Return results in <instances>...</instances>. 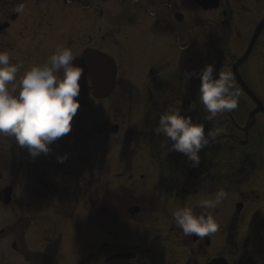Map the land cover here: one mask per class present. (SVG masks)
<instances>
[{
	"label": "flooded vegetation",
	"instance_id": "1",
	"mask_svg": "<svg viewBox=\"0 0 264 264\" xmlns=\"http://www.w3.org/2000/svg\"><path fill=\"white\" fill-rule=\"evenodd\" d=\"M108 1L110 0H14V2H17L15 6L19 4L25 5L24 12L16 13L13 11V13H10L11 21L5 19L0 24V32L12 28L11 37L14 38L17 47L14 50L12 45H6L4 44L5 41L2 40L0 41V51H5V49L14 50L15 58L19 57V59H22L23 65L25 60L33 59L34 56L39 57L45 51L53 50L55 46L71 47L77 57L75 63L78 65H82L85 62L83 51L86 48L107 51L113 54L119 67L115 93L116 91L124 92L123 90L126 88L121 81V79H127L126 72L124 73L120 69V62L128 61V57L122 56L119 58L113 49L122 48L127 42L126 38L128 36L134 40L133 44L137 42L139 44H148L149 46L155 44L152 43L153 40H145V36L138 40L136 35L139 33H152V35L156 36L164 34L169 37L167 40L160 42L171 43L181 49L197 46L198 44L203 45L206 49H212L214 53L212 55H215V59L232 74L234 63L247 49L246 47L242 53L238 52L233 55V61L226 62L227 56L223 54L222 44L219 43V47L210 45L211 36H209L208 26H203L201 32H199L201 33L200 41H197L199 33L196 31L186 41V45L183 47L178 46L176 44L177 40L182 39L183 32L187 33V26L179 27L180 25L176 26L175 24L176 21H180L176 13H183V21L188 14L187 9L189 8L182 3V0H162L166 9H163V12L154 14L150 26L146 27V29L142 27L140 32L134 31L136 27H139L137 26V20L140 19L136 18L138 9L136 11L134 9L129 10L127 19H118L119 21L125 20L127 22L126 26L119 24V21L110 26L98 25L99 18L104 16V9L102 8L99 13L98 7H101L103 2ZM117 1L123 3L124 6H129L131 5L130 2L134 0ZM197 2L198 0H194L197 7L203 9ZM219 2V8H221L224 1L220 0ZM29 3H31L32 9L30 7L27 12L26 8ZM54 4L59 5L60 8L54 7ZM127 9H123L121 13H124ZM130 12H133L132 15ZM123 13L120 15L121 17H125L126 14ZM223 13L227 16H232L231 11L229 12L227 8L223 10ZM17 22H21V27L25 29L24 32L15 34L14 26ZM82 22L84 23L82 24ZM190 22H192L190 28L198 26L195 23L196 21L191 19ZM109 23H112V20H109ZM122 27L128 32L126 35L122 31ZM190 31L191 33L193 32V30ZM253 31L252 27V33ZM179 32L180 34H178ZM28 33L30 34L29 38L27 36ZM133 36L137 37V39ZM215 37L217 35L213 34L212 38ZM143 47L146 48L148 46L143 45ZM256 56L257 58L260 56L259 58L262 62L255 66L252 60ZM49 57H46L47 60ZM249 61L250 73L248 76L244 71V66ZM263 62L264 30L257 39L255 48L252 49L248 59L239 68L243 78L259 100L257 101V99L247 94L237 83L241 95L246 97L247 102H250V108L247 109L246 100L243 102V99L240 98L241 96L238 95L236 109L230 113L219 115L211 121L205 118V110L197 100L199 83L187 80L186 70L182 73H174L172 76L167 77L168 79L164 78L155 83L159 94L157 95L159 98L153 100L156 115L153 117L152 125L144 129L146 130L145 138L143 139L144 143L139 144H143L141 146L142 151L148 154L152 162L158 161L162 163L165 161V164L163 163L164 165H162L165 168L154 162L158 170L161 169L160 171L164 172L162 179L166 194L161 196L167 197V193L171 192L176 198L191 197V200L183 201L182 203L173 202L169 204L167 201L164 203L159 194L152 196V194L150 195L151 192L144 191L143 194H138V196L136 187L122 185L119 192L125 193L121 198L118 195L114 196L111 191L112 203L108 207L111 218L106 219L105 226L98 222L95 216H88L81 222L71 221L68 223L70 230L73 232H58L55 234V232H49V228L48 232H43L42 234L40 246L43 248L20 249L17 248V243L14 242L15 251L18 252L16 257L21 258L22 262L24 261L23 264H209L213 259L221 258H224L228 264H248V262L249 264H264V186L261 184L264 163L258 166L255 165L257 172L252 178V186L249 185L243 188L240 184L249 180L253 175L250 170L231 164V161L228 164L230 167H226V163H224L226 162V156L220 157L222 159L220 162L211 163L214 166H218L216 168L209 167L205 169V162H202L207 160L204 157L209 156V152L212 150H225L224 148H235L237 146H242L245 150L238 158L233 156L231 158L245 162L253 156V161L264 162ZM24 68L25 65L17 74V80ZM254 72L260 74L263 81L262 87L257 85ZM90 83L89 77L84 76L82 78L81 92L77 97L80 102L85 95L89 93L92 95ZM87 86L89 90L86 89ZM183 96H186V100L183 99ZM92 100L100 101L94 96ZM184 100H188V103L185 104ZM82 102L85 108L94 106V104L90 105V100L84 99ZM190 102H196V109L200 110V112L196 110L188 111ZM167 105L179 107L182 110V114L191 115L195 121L203 123L205 131L209 129L216 131L213 122L229 124L233 127V130L216 131L218 134L215 139L210 140L208 146L200 152V166L192 167L190 162L184 160L186 156L182 153L169 152L165 146L164 137L155 132L159 116ZM252 112L253 123L248 129L247 121ZM79 114L80 111L78 110L72 121V130L66 135H70V138L75 137V143L80 146L83 134L82 130H80L82 127H80L81 123L78 120ZM66 135L58 138L59 144H64L61 140ZM57 140L55 141L56 143ZM7 141L10 143L11 151H6L5 146L0 145V180L3 182V184L0 183V197L3 196V186L13 185L15 188L17 179L19 180V176L22 175L21 172L24 169L41 165L38 160H35V157L29 154L28 149L20 147L14 138L7 137ZM127 145L129 146L130 143H127ZM58 151H60L58 155L64 156L65 152L62 147ZM201 164L203 167H201ZM69 175L71 176V174ZM210 179L224 183L223 186L226 188H229V186L235 188V193H237L238 197L235 202H232L233 205L229 212L226 211L225 203L223 202H220L215 209L209 210L220 225L216 233L203 239L195 235L185 236L182 230L176 227L173 213L177 208L185 205L191 206L196 212H199L201 209L198 207V202L207 199L204 183ZM181 183L184 184L180 185ZM257 184L259 187L255 186ZM111 187L112 184L110 183L107 189ZM255 187L261 191L253 194ZM131 189L136 192L128 193ZM137 214L138 216H136ZM118 226L121 227V230L119 233H115L113 228ZM64 227L66 226L64 225ZM79 228L81 231L76 232ZM83 228L87 232H82ZM128 228L136 232L135 239L122 240L121 237L124 236L123 230ZM119 239L121 240L120 242L117 241ZM127 253L130 256H124ZM245 261L248 262L245 263Z\"/></svg>",
	"mask_w": 264,
	"mask_h": 264
},
{
	"label": "rangeland",
	"instance_id": "2",
	"mask_svg": "<svg viewBox=\"0 0 264 264\" xmlns=\"http://www.w3.org/2000/svg\"><path fill=\"white\" fill-rule=\"evenodd\" d=\"M222 1L224 2L218 10L206 11L198 8L194 0H182V3L189 8L187 9L188 14L183 22L176 21L175 24L176 26L180 25L179 27L187 26V33L183 32L182 39L177 40L176 44L183 47L189 37L194 35V32L198 31L197 33H199L203 26H208L209 36H211L210 45L219 47L218 44H222L223 54L227 56L226 62L233 61L232 57L236 53H242L248 46L252 35V27L254 30V27L264 16V0ZM16 3L14 0H0V24L5 19L10 20V13H13ZM130 4L129 6H124L123 3L117 0L103 2L101 7H98V11L100 13L103 8L104 16L102 18L98 17V25L110 26L113 23L116 24L119 21L118 19H127L129 10L134 9L136 11L138 9L136 18L140 20H137L138 25H135L139 27L132 28H135L134 31L140 32L142 27L146 29V27L150 26L154 14L163 12V9H166L162 0H134ZM30 7L32 9L31 3L26 8L27 12ZM54 7L60 8L57 4H54ZM226 8L229 12L231 11L232 16H227L223 13ZM123 9H127L124 12L126 14L125 17L120 16L123 13H121ZM132 13L130 12L131 15ZM191 19L196 21L195 23L198 26L190 28ZM109 20H112V23H109ZM119 24L126 26L127 22L120 20ZM14 29L15 34L25 30L21 27V22H17ZM190 30H193V34ZM11 31L12 28L0 32V41L4 40V44L12 45L15 50L17 44L14 42V38L11 37ZM122 31L124 35L128 33L123 27ZM213 34H216L217 37L212 38ZM27 36L29 38L30 34L28 33ZM136 36L138 40L145 36V40H153L152 43L155 44L151 46L137 42L133 44L134 40L128 36L126 38L127 42L122 48L113 49L119 58L122 56L128 57V61L120 62V69L124 73L126 72L127 77L125 80L121 79L126 87L123 90L124 92L116 91L108 99L100 101H93V96L90 93L82 97L81 105L78 109L80 111L78 120L81 123L80 127H82L80 130H82L83 134L81 145L79 146L75 143V137L70 138V135H66L61 140L64 142L62 145L61 143L59 144V139L57 143L53 142L50 145L52 151L49 154H41L35 157V160H38L41 165L26 168L21 172L22 175L19 176V180L17 179L15 184L13 202L8 206L5 204L3 206L0 202L1 264H16L19 262L23 264L24 261L22 262L21 258L16 257L18 252L15 251L12 243L16 242L17 248L20 249L43 248L40 246L42 234L43 232H48L49 228V232H55V234L58 232H73L70 230L68 223L71 221L81 222L88 216H95L96 220L105 226L106 219L111 218L108 207L112 203V194L107 189L110 183L114 189L112 190L114 196L118 195L122 185L136 187L138 192L131 189L128 192L130 194L131 192H136L137 195H141L144 191L151 192L150 195L152 194V196H155V194L160 196L166 194L162 179L164 172L160 171L161 169L158 170L154 164L155 162L165 168V166H162L165 161L162 163L158 161L152 162L148 154L142 151L141 146L143 144H139L144 143L143 139L146 134L144 129L152 125L153 117L156 115L153 100L159 98L157 96L159 94L155 83L172 76L174 73H182L184 70H186L187 75L193 70L199 71L209 63L215 64L217 70L227 71V69L215 59V55H212V49H206L203 45L198 44L197 46L181 49L171 43L160 42L168 39L169 36L164 34L156 36L152 35V33H139ZM133 37L137 39V37ZM200 40L201 33H199L197 41ZM143 45L148 47L144 48ZM57 48L59 47L55 46L53 50L45 51L39 57L34 56L33 59L25 60L23 72L34 65H41L47 62L46 57L54 54ZM14 50H10V52L5 49V51L9 52L13 62H18L23 67L22 59H19V57L15 58ZM259 57L257 58L256 56V60H252L255 66L262 62ZM148 68H152L151 71ZM249 70L250 61L244 66V71L248 76ZM23 72L18 77V80ZM254 75L257 85L262 87L263 81L260 74L254 72ZM187 80L200 83L197 78H188ZM233 83L235 84V90L240 93V98L244 102L246 97L241 95L234 76ZM86 89L89 90V87L87 86ZM185 98L186 96H183V99ZM84 99L90 100V105L94 104V106L85 108L82 102ZM184 103L187 104L188 100ZM247 105V109L250 108L249 101ZM196 111L200 112L198 109ZM114 124L120 126L118 132L111 130ZM213 124L217 132L233 130V127L229 124H219L217 122H213ZM127 143H130V145L128 146ZM0 145L5 146L6 151H11L7 136L0 135ZM61 147L65 152L63 162L58 160V157H61L58 155V152L60 154L58 150ZM224 149L212 150L209 152V156L204 157L207 158L206 161H202L205 162V169L218 167L211 163L220 162L222 160L220 157L226 156V162L224 163L227 165L231 161V164L252 172V177H250L251 175L249 176L251 179L249 178V180L240 184L243 188L251 185L253 183L251 182L252 178L257 172L255 165L258 166L264 162L253 161V156L245 162L231 158L232 156L238 158L243 154L245 148H242V146ZM45 159L47 160L43 161ZM184 160L189 162L186 157ZM185 167L187 166L185 165ZM201 167H203L202 164ZM0 183L3 184L1 180ZM228 183L226 184L229 185ZM182 184L184 183L180 185ZM223 184L210 179L204 183V190L209 200L214 199L215 194L221 189L225 190L227 196L222 202L225 203L226 211L229 212L233 205L232 202L236 201L238 195L235 193V188L231 186L226 188ZM261 184L264 186V172L261 174ZM255 186L259 187L258 184ZM259 191L261 190L255 187L253 194L259 193ZM124 193H121L119 197L124 196ZM167 194V197L165 196L166 199L161 196V200L164 203L165 201L169 204L173 202L182 203L183 201L191 200V197L176 198L171 192ZM64 225L68 228L66 229ZM8 226L9 228H7ZM113 229L115 233H119L121 227L118 226ZM79 231H81L80 228L76 232ZM82 232H87V230L83 228ZM135 234L136 232L133 229H124V236L121 239L133 240L135 239ZM117 241L120 242L121 240Z\"/></svg>",
	"mask_w": 264,
	"mask_h": 264
},
{
	"label": "clouds",
	"instance_id": "3",
	"mask_svg": "<svg viewBox=\"0 0 264 264\" xmlns=\"http://www.w3.org/2000/svg\"><path fill=\"white\" fill-rule=\"evenodd\" d=\"M24 8V4H19L14 11L23 13ZM76 59L71 47H59L47 62L25 70L17 80L22 66L13 62L8 51H0V135L14 138L32 157L49 154L50 145L71 132L73 118L80 108L77 97L84 69L75 63ZM188 78L200 81L197 100L207 120L237 108L239 93L231 72L217 70L215 64L209 63L199 71L189 72ZM196 108V102L189 103L188 111ZM155 132L164 137L169 152L182 153L192 167L200 165V152L218 134L212 129L206 133L203 123L172 105L160 114ZM64 159L58 157L60 162ZM226 196L227 192L221 189L214 199L199 201V212L188 205L177 208L173 213L176 227L185 236L201 239L216 233L220 225L209 210L215 209Z\"/></svg>",
	"mask_w": 264,
	"mask_h": 264
},
{
	"label": "water",
	"instance_id": "4",
	"mask_svg": "<svg viewBox=\"0 0 264 264\" xmlns=\"http://www.w3.org/2000/svg\"><path fill=\"white\" fill-rule=\"evenodd\" d=\"M219 0H199L200 3L205 9L209 8H217L219 6ZM180 18H182L180 16ZM264 30V18L261 19L258 24L255 32L252 36L248 49L246 52L238 59L234 64V74L238 82L244 88V90L251 95L253 98L259 100L256 94L252 91L251 87L247 84V81L244 80L243 76L240 72V65L249 57L252 49L255 47L256 39H258L260 33ZM87 62L83 65L84 72L82 75H89L92 78L93 87H94V95L102 98L109 96L112 91L116 87V77H117V66L115 60L112 56L104 52H100L95 49H89L85 53ZM260 102V101H259ZM251 123H253V112L250 114V118L248 119L247 128L251 127ZM117 127L114 128L116 130ZM12 187H8L5 189V202L10 203ZM221 261L215 260L211 264H220Z\"/></svg>",
	"mask_w": 264,
	"mask_h": 264
}]
</instances>
